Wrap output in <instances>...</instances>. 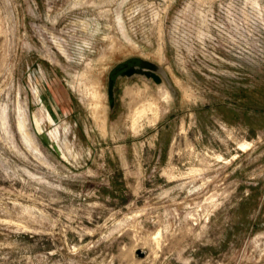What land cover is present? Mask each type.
Returning <instances> with one entry per match:
<instances>
[{
  "label": "rangeland",
  "instance_id": "374dc122",
  "mask_svg": "<svg viewBox=\"0 0 264 264\" xmlns=\"http://www.w3.org/2000/svg\"><path fill=\"white\" fill-rule=\"evenodd\" d=\"M0 264H264V0H0Z\"/></svg>",
  "mask_w": 264,
  "mask_h": 264
},
{
  "label": "water",
  "instance_id": "95a60500",
  "mask_svg": "<svg viewBox=\"0 0 264 264\" xmlns=\"http://www.w3.org/2000/svg\"><path fill=\"white\" fill-rule=\"evenodd\" d=\"M136 67H149L148 63H146L145 61H142L140 59H130L127 60L126 62H123L119 65H117L109 74V82H108V94L109 97L111 98L112 96V91H113V87H114V82L115 79L119 76V75H126V76H131L133 74L136 73ZM147 76L153 78V80L156 83H160L161 79L159 77H157L156 74H154L153 72H147L146 73ZM143 254H141L142 256Z\"/></svg>",
  "mask_w": 264,
  "mask_h": 264
},
{
  "label": "bare ground",
  "instance_id": "6f19581e",
  "mask_svg": "<svg viewBox=\"0 0 264 264\" xmlns=\"http://www.w3.org/2000/svg\"><path fill=\"white\" fill-rule=\"evenodd\" d=\"M162 94V93H161ZM164 100H167L169 98V93L167 90L164 91V96H163ZM139 113V112H138ZM137 113V114H138Z\"/></svg>",
  "mask_w": 264,
  "mask_h": 264
}]
</instances>
